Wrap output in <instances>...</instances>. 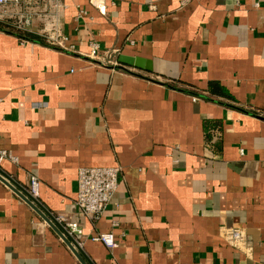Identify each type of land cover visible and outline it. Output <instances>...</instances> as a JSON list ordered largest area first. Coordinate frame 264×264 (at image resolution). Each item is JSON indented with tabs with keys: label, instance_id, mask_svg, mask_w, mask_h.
I'll list each match as a JSON object with an SVG mask.
<instances>
[{
	"label": "crops",
	"instance_id": "0c3cea01",
	"mask_svg": "<svg viewBox=\"0 0 264 264\" xmlns=\"http://www.w3.org/2000/svg\"><path fill=\"white\" fill-rule=\"evenodd\" d=\"M64 1L70 51L34 33L23 45L0 21V148L19 162L2 169L26 188L39 177L38 199L80 222L94 264H264V0H106L105 14ZM111 166L117 191L84 217L79 170ZM108 231L114 249L91 239ZM0 264H81L1 181Z\"/></svg>",
	"mask_w": 264,
	"mask_h": 264
},
{
	"label": "built area",
	"instance_id": "2783aa9c",
	"mask_svg": "<svg viewBox=\"0 0 264 264\" xmlns=\"http://www.w3.org/2000/svg\"><path fill=\"white\" fill-rule=\"evenodd\" d=\"M99 12L106 13V0H88ZM154 8V6H151ZM70 8L64 0H0V21H6L13 29L20 43L23 45L37 42L31 34H37L42 44L48 48L60 51H70V37L65 32L63 15ZM88 16L86 9L77 6L75 21L79 22ZM42 21V27L37 28V22ZM116 50L104 51L109 63L118 64L113 60ZM102 57L99 43L90 44L88 58L100 60ZM19 163L18 157L6 149L0 148V167L5 161ZM120 167H84L78 172V189L76 204L84 217L99 219L110 204L118 189V173ZM29 193L38 199L40 192V179L32 174L27 187ZM56 219L65 227L69 235L82 247L87 239L80 222L70 217L59 215ZM224 235L231 244L242 238V230L237 227H229L224 230ZM93 241L101 242L106 247L114 249L118 243L113 231L99 232L91 237Z\"/></svg>",
	"mask_w": 264,
	"mask_h": 264
},
{
	"label": "water",
	"instance_id": "95a60500",
	"mask_svg": "<svg viewBox=\"0 0 264 264\" xmlns=\"http://www.w3.org/2000/svg\"><path fill=\"white\" fill-rule=\"evenodd\" d=\"M119 62L132 66H142V59L129 57L126 55L119 56ZM0 181L8 186L22 200H24L49 225V227H51L61 237V239L68 245L81 264H94L85 254L82 247L71 235H69L65 227L56 219L55 215L49 211L39 199L32 196L26 187L18 183L1 167Z\"/></svg>",
	"mask_w": 264,
	"mask_h": 264
}]
</instances>
